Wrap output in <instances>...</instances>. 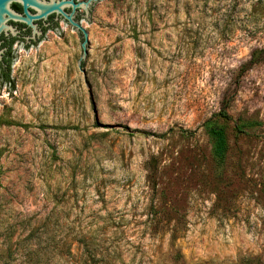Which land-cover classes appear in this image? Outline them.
Segmentation results:
<instances>
[{
	"label": "rangeland",
	"instance_id": "1",
	"mask_svg": "<svg viewBox=\"0 0 264 264\" xmlns=\"http://www.w3.org/2000/svg\"><path fill=\"white\" fill-rule=\"evenodd\" d=\"M91 2L0 82V264H264V0Z\"/></svg>",
	"mask_w": 264,
	"mask_h": 264
},
{
	"label": "water",
	"instance_id": "2",
	"mask_svg": "<svg viewBox=\"0 0 264 264\" xmlns=\"http://www.w3.org/2000/svg\"><path fill=\"white\" fill-rule=\"evenodd\" d=\"M92 0L87 2H75V0H0V34L7 35L10 33L12 36H16V30L8 25L9 21L24 23L27 26L32 25V21L46 19L49 15L55 14L60 16L63 21L75 29L82 37V57L79 59V63L87 54L88 33L81 25V21L75 18L77 9L83 8L86 13L89 11ZM98 1V0H93ZM12 3L20 4L23 8V14H18L11 8ZM66 8H71L70 13L65 11ZM29 9H33L36 13L33 15ZM3 51L0 50V60Z\"/></svg>",
	"mask_w": 264,
	"mask_h": 264
},
{
	"label": "trees",
	"instance_id": "3",
	"mask_svg": "<svg viewBox=\"0 0 264 264\" xmlns=\"http://www.w3.org/2000/svg\"><path fill=\"white\" fill-rule=\"evenodd\" d=\"M41 39L35 42L38 43ZM11 54H6L2 57L0 60V82L4 84L11 85V79H10V66H11ZM220 117H222L225 120H228L229 117L225 111H222L219 114ZM206 132L208 136L213 141V157L217 161L219 165H223L227 158L228 153V143L227 138L224 129L221 126L213 125L210 121L207 122V128ZM45 228V225L44 227ZM39 229L33 230L30 232L28 237L25 239L24 242L30 241L35 234L38 232ZM82 245L87 249V245L81 241ZM14 246V249H13ZM17 244L9 243L8 249H7V255H8V261L7 264H14L18 261V264H39V251L35 247V245L32 244H26L25 248L23 249V252H19L18 248H16ZM65 247H68L67 245H64ZM66 252H69L66 251ZM89 252V251H87ZM47 261V260H46Z\"/></svg>",
	"mask_w": 264,
	"mask_h": 264
},
{
	"label": "flooded vegetation",
	"instance_id": "4",
	"mask_svg": "<svg viewBox=\"0 0 264 264\" xmlns=\"http://www.w3.org/2000/svg\"><path fill=\"white\" fill-rule=\"evenodd\" d=\"M11 8L16 13L23 14V8L20 4L12 3ZM29 11L33 15L36 13L33 9H29ZM65 11L70 13L71 8H66ZM80 16V14H75V18ZM60 21H63V19L60 16H56L55 14L49 15L46 19L32 21L34 28L27 26L24 23L9 21L8 24L16 30L17 35L12 36L10 33L7 35L4 33L0 34V50L3 51L2 57L6 54H11L17 43L21 42L26 48L35 45L36 40L39 38L41 39V37H43L46 32L56 29ZM26 39H28V43L25 42Z\"/></svg>",
	"mask_w": 264,
	"mask_h": 264
}]
</instances>
